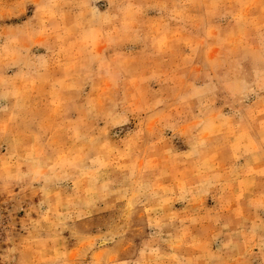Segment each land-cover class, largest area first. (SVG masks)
I'll return each mask as SVG.
<instances>
[{
  "label": "rangeland",
  "instance_id": "1",
  "mask_svg": "<svg viewBox=\"0 0 264 264\" xmlns=\"http://www.w3.org/2000/svg\"><path fill=\"white\" fill-rule=\"evenodd\" d=\"M0 264H264V0H0Z\"/></svg>",
  "mask_w": 264,
  "mask_h": 264
}]
</instances>
